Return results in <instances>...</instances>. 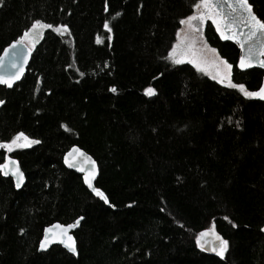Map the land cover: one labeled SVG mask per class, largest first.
I'll return each mask as SVG.
<instances>
[{
  "label": "trees",
  "instance_id": "1",
  "mask_svg": "<svg viewBox=\"0 0 264 264\" xmlns=\"http://www.w3.org/2000/svg\"><path fill=\"white\" fill-rule=\"evenodd\" d=\"M247 2L264 21V0ZM193 5L0 0V53L36 20L68 29L45 28L23 75L0 85V143L18 132L38 141L0 148V165L9 154L26 176L16 188L0 172V264H264V101L169 59ZM202 38L231 83L260 88L264 70L240 69L238 44L210 20ZM73 145L97 162L108 203L63 165ZM80 216L76 255L38 252L45 226ZM212 224L223 257L197 247Z\"/></svg>",
  "mask_w": 264,
  "mask_h": 264
},
{
  "label": "snow or ice",
  "instance_id": "2",
  "mask_svg": "<svg viewBox=\"0 0 264 264\" xmlns=\"http://www.w3.org/2000/svg\"><path fill=\"white\" fill-rule=\"evenodd\" d=\"M225 3L228 4V7L230 9V13L228 15L224 16V20L227 21L226 27H233L237 23L244 24L245 27H247L248 31L244 34V41H238V43H247L248 46V54L247 56L241 55L240 57V68H248L253 63V57L254 55L259 52L261 55H264V21L257 18L256 15L253 14L251 10V6L248 4L247 0H233V2L229 3L228 0H225ZM199 5L202 6L205 10H207L209 13H211L212 8L218 7V4H214L213 0H199ZM193 7H197V5H193ZM107 10V9H106ZM119 15V13H117ZM205 18V13L201 12L200 16L197 17L196 15H191L186 18L187 22H191L196 19H200L201 22ZM208 18L213 19V23L217 24V31L220 32V25L217 22L216 19H214L211 15L208 16ZM185 20H181L180 23L184 24L186 22ZM189 26H191L189 24ZM36 28H53L52 25L41 23V21L36 20L32 23L31 28H29L25 33L24 36H27L29 32L32 31V29ZM104 28L110 32L108 22L105 21ZM53 31L58 32V34L63 35L64 32H67V26L63 25H57L53 28ZM232 36L225 35L224 33H221V39H231ZM109 39H111V36H109ZM97 43H100V40L97 39ZM13 45H10L9 47H12ZM175 47V45L173 46ZM7 52V49L4 50ZM173 56L172 52H169V57L171 58ZM3 62V58L0 57V63ZM173 63H180L178 60H173ZM223 63V62H222ZM13 67H16L15 64H13ZM260 67L264 68V61L260 62ZM226 69H230L231 65L225 64ZM15 79H19V73L16 74L14 77ZM12 79L13 78H5L0 76V84L7 85L8 87H12ZM218 83L220 81H217ZM228 87L236 88L238 89L242 95H244L246 98L249 97H256L260 100H264V85H261L260 88L256 91H247L244 87V85H238L231 83L229 81ZM110 91H115V89H110ZM144 94L147 96L154 95V90L152 88H145ZM4 101L0 100V104H3ZM63 127V125H62ZM22 141V143H21ZM38 143V141L30 140L24 133L18 132L16 133L11 141L0 143V148H5L7 151H12V146L16 147H28L30 144ZM74 152L79 153L78 149H73ZM6 163L14 164L15 161H8V158L5 157ZM65 163L68 164L69 167H72L73 165L69 162L67 156L65 157ZM5 165H0V172H3L4 175H7L8 173L4 171ZM79 170V169H78ZM18 170H13V175H16V172ZM94 175V172L91 174L86 173L84 176V183L88 185V187L92 190L93 194L98 196L101 200H104L105 203H108V201L105 199L104 194L97 188H94L91 184V176ZM22 180V177H21ZM19 182L16 184V187H19ZM235 227V225H233ZM56 227H60L57 225ZM72 225H67L65 229H62V234L60 236V239L58 243L62 244L68 252H70L72 255H76V248L74 246V242L72 240V237L70 235H67L66 229L71 228ZM45 233L48 232V229L46 228ZM261 231H264V228H261ZM206 235V233H200L197 238V247L201 246L200 237ZM213 238L216 241H219V247L216 245L212 246V251L215 252L217 256L223 257L224 250L227 248L228 242L223 240L221 237L216 235L214 232L212 233ZM52 243V240H50L47 236L44 239H41L39 249L40 250H46L48 248V245Z\"/></svg>",
  "mask_w": 264,
  "mask_h": 264
},
{
  "label": "water",
  "instance_id": "3",
  "mask_svg": "<svg viewBox=\"0 0 264 264\" xmlns=\"http://www.w3.org/2000/svg\"><path fill=\"white\" fill-rule=\"evenodd\" d=\"M228 2L231 3L233 2V0H228ZM215 4L219 5L218 7L214 6L217 12V19L220 22V25L224 27L226 23H228L227 21L224 20V16L230 13V9L228 7V4L225 3V0H218ZM234 27L236 28L234 37H232L231 39H226V40H233L238 44L239 49H240V57L241 55L247 56L248 54L247 43H238V41H244V34L247 33L248 29L247 27L245 28V25L242 26L239 23H237ZM10 45H13V46L9 47ZM5 49H7V52L4 51ZM31 53H32V50L23 42L22 38L4 47V49L0 53V57L3 58V62L0 63V76L5 77V78L11 77L13 78L12 81H14L16 80L14 77L16 76L17 73H19V78H20L26 70V67L31 58ZM240 57H239L238 66L240 64ZM261 61H264V55H261L259 52H257L253 57V63L250 67L243 68V69L240 67L239 68L242 70H245V69L255 67V68H260L264 70V68L260 67ZM13 64H15L16 67H13ZM261 85H264V78H263ZM253 98L259 99L256 97H253ZM73 149H78L79 153L74 152ZM66 156L69 162L73 165L72 167H69L68 164L65 163ZM7 158H8V161H15V163L14 164L6 163V161L2 163V165H5L4 171L8 173L5 176H9L12 179V182L15 187H16V184L19 182L20 186L16 188H21L26 181V176L23 170L21 169L19 162L13 156L8 154ZM62 163L65 166V168H67L68 170L74 171L75 173L81 175L84 186L90 192H92V190L88 187V185L84 183V176L86 173L91 174L94 172V175L91 176V184L95 188L94 182L98 176L99 169H98L97 162L93 159V157L90 154H88L86 151L81 149L79 146L73 145L64 153L62 157ZM13 170H18L16 172V175H13ZM21 177H22V180H21ZM81 220H82V216L76 218L72 223L62 224L60 222H53L52 224L45 226L42 232V236L38 242V247H37L38 252H45L50 247L55 246V245L60 246L66 252H68L67 249L62 244L58 243V241L62 234V229H65L66 226L70 224L72 225V227L67 228L66 233L67 235H70L72 237L74 246L76 248V241H75L73 233L79 227ZM57 225H59L60 227H56ZM46 228L48 229L47 233H45L44 231ZM202 232L206 233V235L200 237L201 246L198 248L204 251L206 254L215 256L216 255L215 252L212 251L211 249L213 245H216L217 247H219V241H216L213 238L212 233L214 232L216 235H218L224 240L223 236L217 232L214 224H212L210 228L205 229ZM46 236L50 240H52V243L48 245V248L46 250H40L39 249L40 241L41 239H44ZM76 254H77V250H76Z\"/></svg>",
  "mask_w": 264,
  "mask_h": 264
},
{
  "label": "rangeland",
  "instance_id": "4",
  "mask_svg": "<svg viewBox=\"0 0 264 264\" xmlns=\"http://www.w3.org/2000/svg\"><path fill=\"white\" fill-rule=\"evenodd\" d=\"M204 11L205 9L198 5L193 15L196 14V16L199 17L200 13ZM204 20L205 19H203L202 22L200 19H196L191 22H187L185 20L186 22L182 24L178 32L177 40L174 43L175 47H173V45L170 50V52L173 53V56L171 58L169 56L168 57L172 62L173 60H189L198 71L222 83L228 84L229 81L231 82V68L226 69L225 64L228 63L223 60L214 49L205 44L202 38V27ZM216 20L220 25L218 19ZM210 21L213 23V19ZM189 24L191 26H189ZM240 25L243 26L244 24ZM214 26L217 30V24H214ZM44 29L45 28L32 29V31L29 32L27 36H24L23 34V42L32 50L41 39ZM235 32L236 28L234 26L229 28L220 25V35L221 33H224L225 35L234 37ZM18 148L23 147H16L13 145L12 151ZM3 149L6 151V153L12 152L7 151L5 148Z\"/></svg>",
  "mask_w": 264,
  "mask_h": 264
},
{
  "label": "flooded vegetation",
  "instance_id": "5",
  "mask_svg": "<svg viewBox=\"0 0 264 264\" xmlns=\"http://www.w3.org/2000/svg\"><path fill=\"white\" fill-rule=\"evenodd\" d=\"M218 0H213L214 4L217 2ZM205 13V20H204V23L207 21V20H211L212 18H208L209 15H211L214 19H217V12H216V9L213 7L212 10H211V13H209L207 10L204 11Z\"/></svg>",
  "mask_w": 264,
  "mask_h": 264
},
{
  "label": "bare ground",
  "instance_id": "6",
  "mask_svg": "<svg viewBox=\"0 0 264 264\" xmlns=\"http://www.w3.org/2000/svg\"><path fill=\"white\" fill-rule=\"evenodd\" d=\"M196 15V14H195Z\"/></svg>",
  "mask_w": 264,
  "mask_h": 264
}]
</instances>
